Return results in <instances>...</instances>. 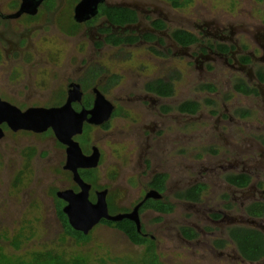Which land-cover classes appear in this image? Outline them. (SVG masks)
I'll return each instance as SVG.
<instances>
[{
    "label": "rangeland",
    "instance_id": "374dc122",
    "mask_svg": "<svg viewBox=\"0 0 264 264\" xmlns=\"http://www.w3.org/2000/svg\"><path fill=\"white\" fill-rule=\"evenodd\" d=\"M52 1L47 0L44 6ZM127 1L150 9L157 3ZM167 8L177 28H191L195 23L202 26L207 21L216 34L219 25L231 24L236 27L240 46L253 49L258 58L264 57L261 0H192L181 10ZM88 46L86 39H68L50 32L39 44L46 64L26 69L20 84L1 82L0 96L23 111L55 107L64 100L62 92L68 85L82 76L80 72L88 60L102 66L106 75L96 84L105 86L109 77L119 78L105 96L114 106L113 113L118 110L120 114L106 122L108 129L90 124L93 129H86L76 138L85 154H94V148L100 153L98 166L89 169L99 187L92 192L108 189L109 201L117 211L133 210L152 178L168 174L165 195L175 205L174 213L161 221H157L160 215L152 211L141 215V226L153 236L162 264H259L242 259L229 239L228 229L233 223L253 227L263 224L247 217L245 204L253 198H264V92L259 97H248L237 93L234 84L242 80L255 85L253 74L264 65L256 63L255 70L248 66L243 71L213 61L196 66L195 59L187 55L191 51L181 50L156 62L145 45L94 55L88 52ZM193 54L197 56L196 49ZM156 79L172 82L174 96L158 103L145 90L147 82ZM205 84L215 86L217 91L202 90ZM187 101L200 103L199 113L181 114L178 107ZM165 107L171 110L168 114ZM237 111L249 114L243 117ZM32 151L34 154L29 156ZM66 151L53 132L4 131L0 139V248L16 257L50 250L64 255L70 264L77 260L81 264H141L146 247L134 245L124 233L106 224H97L87 242H78L64 233L52 193L78 187L73 174L64 169ZM232 172L251 174L252 189L230 188L225 176ZM198 184L207 186L200 202L189 203L177 197ZM245 194L255 197L246 201ZM218 212L225 216L220 223L213 222L211 216ZM182 227L194 228L199 237L185 241ZM20 235L21 247L15 249L11 241ZM224 239L225 248H217L216 241Z\"/></svg>",
    "mask_w": 264,
    "mask_h": 264
},
{
    "label": "flooded vegetation",
    "instance_id": "af4514ba",
    "mask_svg": "<svg viewBox=\"0 0 264 264\" xmlns=\"http://www.w3.org/2000/svg\"><path fill=\"white\" fill-rule=\"evenodd\" d=\"M0 1H1L0 3V83L2 82L3 84H10L12 82L15 84H20L21 81L23 82V79L26 74V69H31L35 67L34 65H39L41 63L43 65L46 64L43 61V55L39 49L40 48L39 44L50 32L60 33L65 38L68 39H72L74 37L86 39L89 43L88 52L90 54L93 52L92 53L93 55L96 53L97 54L102 53L108 49L123 51L135 46L145 45L151 51V57L156 62L162 60L161 59L162 57L168 56L170 54H173L175 51L181 50L184 51V53H189V51H191V53L187 55L195 59L194 63L196 66L197 65L202 66L205 65L207 61H213L216 64L218 63L220 64L222 62L225 63L226 65H231L233 69L243 71L248 66H253L254 68L253 70H255L256 63H259L260 65H264V57L258 58L255 54L256 52L253 49H250L246 46L245 47L240 46V39L236 40L235 37L236 27L231 26V24H228L226 26L223 24L219 25L220 27L218 26L219 28H216L215 30L216 34H213L211 32L210 24L207 21H204L202 26L195 23L194 26H191V28H185V27L177 28L174 19L170 17L171 10L167 8V6L172 8V10H181V9H175L171 5V3H169L166 0H154L162 6H166L163 9H160L157 3H155V7H152L150 9L146 7L144 8V5L140 6L137 5L136 3H132L131 1L129 2L127 0H105L103 3L99 4L97 14L95 16L90 17L89 19L87 18L90 15L92 9L88 13H86L85 11L83 13L79 9L80 17L82 18V20H77L76 18V7L82 0H53L48 6H44L47 0H0ZM33 1L36 2V5L32 4ZM261 1L264 2V0ZM67 8L69 10L67 13L68 15H66L68 19L66 20L64 11ZM121 10H130L134 12L135 20L133 19L130 22L125 21ZM40 12L42 15L41 17L39 16ZM227 27L230 29V32L228 31ZM180 30L194 35L197 38V41L194 44L188 46L179 44L175 40L174 34L176 33V31H180ZM134 39H136L134 42L132 41L129 42V40H134ZM112 41H114V43H112ZM193 49H196V53H198L197 56L193 54ZM240 49H244V50L240 51ZM240 52L243 53L244 55L242 54L241 57H238L237 54H239ZM83 61L84 60H82V62ZM85 66L87 67L82 68L80 72L82 76H80V78L78 77L76 81H72L68 85L67 90L62 92L63 93L62 95L65 97L64 100L62 101V104L49 108L62 107L67 102L70 92L76 90L75 85H78L80 87L79 92L82 93L81 102H75L73 104V108L77 112H81L83 109L90 110L85 107L84 100L92 98L94 103L96 99V93H95L96 89H98V91H100L105 96L106 93H104L101 90V88L107 85L110 77L107 79L105 86L103 85L99 86V84H96V82L98 81V83H100L101 82L100 79H103V77L106 74H103L100 77H98L96 82L93 83L94 75H95L93 71H96L95 70L96 68H98L99 70L104 68L102 66H99L98 64H94V62L91 63V60H88ZM1 70H4V72H2ZM104 70L106 71V69ZM158 80H163V79H156L153 81H149L147 82V84ZM252 80L253 81L255 80L254 81L255 85L252 84L250 85L245 81L238 80L234 84L235 91L237 93H240L237 91L236 85L240 81H242L250 88H252L254 92L251 94H243V93L240 94L248 97L249 96L259 97L263 95L264 69L263 68L256 69L253 74ZM147 84L145 86L146 91H147L146 89ZM90 85L91 87L87 88ZM148 93L155 96L157 98L156 100L158 101V103H161V101L171 98V97H160L151 92ZM0 100L8 102L11 105H13V103L4 99L3 96H0ZM170 111L171 110H168V108L166 107L164 108L165 113L168 114ZM242 112L248 113L247 111H237V114H242ZM107 124L109 123H104L102 125H96V126H100L101 128L108 129L105 128ZM2 125L3 127H1V129L3 130V132L9 129L7 124L3 123ZM91 125L85 123L83 127L84 128L83 133L80 135H83L86 129H88V131H91V129H93L92 128L93 126ZM90 126L91 128H87ZM50 131L52 130L50 129ZM48 133L49 131H47V134ZM78 136L79 135L75 137V140ZM60 146L66 147L67 149V146L63 145L62 143H60ZM213 153H217V151H213ZM32 154L33 151L30 153L29 156H32ZM85 155L90 156V154H85ZM67 158H68V153H67ZM158 175L167 176L166 189L163 193H160L159 191L151 187L154 178L157 177ZM230 175H235V176L247 175L250 177V183L248 184V186L245 187H237L227 181V177ZM225 180L228 186L230 188H234L236 191H245L247 189L249 190L252 189L253 178L251 174H249L248 172L228 173L225 176ZM168 183H169L168 174L159 173L152 178V180L148 184V190H146L145 196L141 198L142 200L138 204H136V206H138L139 204L143 203L139 208L140 220H141V215L143 213L141 212V209L148 200L153 199L156 201H163L165 203L172 204L167 200L168 198L165 195L168 189ZM91 186L92 188L90 191V197L91 194L93 193L92 191L96 190V188H93V185ZM188 189L182 192H185ZM73 190L75 192H79L80 188L78 189V191H76L74 188ZM106 190L108 191V195H107V202H108V198H110L111 196L109 195L110 194L109 190L108 189ZM97 192L98 191L94 192L96 199H97V195H96ZM154 192H157L160 195V197L147 198V200L144 201L145 200L144 198H146L148 194L151 193L155 194ZM250 197L253 198L255 196L250 195ZM250 197L248 194H245L246 201L250 200ZM189 203H195V202H189ZM108 208H109V203H108ZM245 208H246V215L248 218H251L257 222L262 221L261 223L263 224L258 225L257 227H253L241 223H233V226L229 227V229L233 227H242V226L249 227L257 231H260L264 236V210L262 213L259 214L260 212L259 210L262 211V208L264 209V198L251 199L250 203L245 204ZM250 209L252 211V214L250 213ZM134 210L135 209L133 210L121 209L120 211H118V214H130ZM145 211H150V212L152 211L153 213L159 214L160 217L157 218V221H161L162 217L174 213V212L161 213L154 209H146ZM256 212H258V215L255 214ZM211 216L213 222H218V223H220L219 221L221 219L224 220L225 218V216H223V214L219 212L213 213L211 214ZM142 228L146 232V234L143 235L146 237L150 236L153 239V236H151L146 231V228L143 225L141 226V229ZM187 228L196 231L192 227H182L180 231L183 239L185 241L196 240L200 235L198 231H196L198 233V237L195 239L189 240L184 237L182 231L183 229H187ZM228 236L230 241L235 244L238 250V254H240L242 259L245 260V258L242 256L241 252L239 251L236 243L231 239L230 235ZM217 241L226 242L225 239L217 240ZM217 248L224 249L225 247L220 248L217 246ZM261 262H264V258H262L260 261L255 263L260 264ZM250 263H254V262H250Z\"/></svg>",
    "mask_w": 264,
    "mask_h": 264
},
{
    "label": "trees",
    "instance_id": "16d2710c",
    "mask_svg": "<svg viewBox=\"0 0 264 264\" xmlns=\"http://www.w3.org/2000/svg\"><path fill=\"white\" fill-rule=\"evenodd\" d=\"M175 9H183L186 6L190 4L192 0H166ZM123 14V18L125 21L130 22L135 18L134 12L130 10H121ZM106 12V11H105ZM121 13V12H120ZM135 20V19H134ZM175 40L184 46H188L191 44H194L197 41V38L185 31H176L174 34ZM134 40H129L134 42ZM114 43V41H112ZM117 44V43H116ZM94 72V82L103 74H106V71L104 69L99 70L98 68L95 69ZM119 81V78L117 76H111L108 80V83L105 87L101 88V90L104 93H107V91L114 87ZM148 92L154 93L160 97H172L175 94L174 84L170 81L165 80H158L151 82L147 84L146 87ZM202 90L214 92L216 91V88L213 85H203L201 87ZM236 89L238 92L243 94H251L254 92L252 88H250L248 85H246L244 82L240 81L236 85ZM62 104V103H61ZM93 99H86L84 100V105L86 108L91 109L93 108ZM168 110H170L168 108ZM201 110V104L195 101H187L183 104H181L178 107V111L184 114H190V115H196ZM120 114V112L117 110L113 113V117H116ZM243 117L248 116V113L244 112L241 114ZM105 128H109V124L105 126ZM50 134H52L51 131H49ZM34 154V153H33ZM32 154V155H33ZM80 175L86 181L87 183L93 185V188H99L97 186V177L94 176V173L91 170H80ZM20 181V176L18 178ZM227 181L231 184L237 186V187H245L248 186L250 183V177L247 175H241V176H235L230 175L227 177ZM166 182H167V176L166 175H158L154 178L151 187L160 193H163L166 189ZM207 186L204 184H198L190 189H188L185 192H180L177 194V197L180 200L189 201V202H200L202 198V194L206 191ZM76 191H78V187H74ZM57 191L55 190L52 195L54 198L55 208H56V214L57 217L62 224V227L64 229V233L66 236L73 237L78 242H87L91 234L85 235L82 232L76 231L72 228V226L69 223L68 216L64 212V207L66 206L65 200H62L57 197ZM91 201L96 202V196L94 192L91 194L90 197ZM109 213L111 215H117L118 211L113 207L112 202L109 201ZM146 209H154L161 213H172L175 210V206L170 203H165L163 201H156L153 199L148 200L142 207L141 212L145 211ZM259 210V214L263 212ZM120 211V210H119ZM250 213L252 214V211L250 209ZM254 214V213H253ZM255 214L258 215V212ZM102 224H106L112 228L118 229L122 233H124L128 239L134 244L138 246H144L147 249L146 257L143 259V262L141 264H162L158 254L156 253V244L155 241L150 237H146L143 234H146L145 230L142 228L141 232L138 231L137 224L130 220V219H124L119 222H111L108 220H102ZM1 232V229H0ZM184 237L192 240L198 237V233L194 231L193 229L187 228L183 229ZM229 235L231 239L236 243L239 251L241 252L242 256L247 260L248 262H258L262 258H264V236L260 231H257L255 229L249 228V227H233L229 229ZM2 237H4L2 235ZM6 239V238H5ZM21 241L22 236H16L12 241L11 244L13 248L20 249L21 247ZM216 246L220 248L225 247V242H216ZM0 264H70L68 263L64 255L58 254L54 251H46V252H34L31 253L28 256H20L16 257L14 255H9L0 248ZM72 264H81L79 260L75 261Z\"/></svg>",
    "mask_w": 264,
    "mask_h": 264
},
{
    "label": "water",
    "instance_id": "95a60500",
    "mask_svg": "<svg viewBox=\"0 0 264 264\" xmlns=\"http://www.w3.org/2000/svg\"><path fill=\"white\" fill-rule=\"evenodd\" d=\"M85 1L86 0H82L76 7L77 20H82L79 9L84 5ZM104 1L105 0L94 1L92 12L87 19L97 14L99 4L103 3ZM75 89V91L70 92L67 102L62 107L57 108H31L27 111H22L18 107L0 100V139L4 136V132L1 129V125L3 123L7 124L9 129L13 130L14 132L28 130L35 133H43L51 129L56 139L63 145L67 146L68 158L64 169L70 171L73 174V180L80 188L79 192L69 189L57 193L58 198L65 200L67 203L64 207V212L68 216L69 223L72 228L76 231L84 233L85 235H89L92 229L102 220L119 222L124 219H130L137 224L138 231L141 232L139 208L143 203L136 206L135 210L130 214L111 215L109 213L107 202V190L97 193V202H93L90 199V191L92 186L83 180L79 171L81 169L96 168L100 161V153L99 150L95 148L94 154L90 156L85 155L80 144L75 140V137L83 133V127L85 123L92 125H102L106 123L113 115L114 106L100 91H98V89H96V99L94 101L93 108L90 110L83 109L81 112H77L73 108V104L75 102H81L82 93L79 92L80 87L78 85H75ZM99 104L102 106L100 107ZM98 106L100 108L99 115L103 118L100 121H94L93 112L98 109ZM74 123L75 126L73 127ZM60 134L66 137L67 142H65V140L60 137ZM71 149L76 152L78 156H80L78 157V160L80 161L90 160L93 158V156L95 159H92L88 165H80V162L76 160V165L70 167L69 156ZM154 193L155 194H148L147 197L144 198V201H146L147 198L160 197L157 192ZM66 195L72 196V199H68L65 197ZM90 210L95 214L91 215L89 213ZM72 217H74V219H76L80 225L77 226L74 223Z\"/></svg>",
    "mask_w": 264,
    "mask_h": 264
},
{
    "label": "bare ground",
    "instance_id": "6f19581e",
    "mask_svg": "<svg viewBox=\"0 0 264 264\" xmlns=\"http://www.w3.org/2000/svg\"><path fill=\"white\" fill-rule=\"evenodd\" d=\"M94 1L95 0H86L85 1V3H84V5L82 6V7H80V11L81 12H83L84 13V11L86 12V13H88L91 9H92V7H93V4H94ZM32 4H34V5H36V2L35 1H33L32 2ZM27 7V6H26ZM28 10V9H27ZM91 12H92V10H91ZM90 12V13H91ZM87 16H88V14H87ZM100 105V104H99ZM102 105H100V107H101ZM99 113H100V108H99V106H98V109H96L94 112H93V114H94V118H93V120L94 121H100L103 117L102 116H100L99 115ZM75 126V123L73 124V127ZM72 127V128H73ZM60 137L63 139V140H65V142H67V139H66V137H64L63 135H61L60 134ZM78 157H80V156H78L77 154H76V152H74L72 149L70 150V156H69V159H70V167H73V165H76L75 163H76V160H78ZM92 159H95V157L93 156V158ZM92 159H90V160H82V161H80V160H78L80 163V165H88V163L89 162H91L92 161ZM65 197H67L68 199H72V196H65ZM73 211V210H72ZM72 211H71V213H72ZM89 213L91 214V215H94L95 213L93 212V211H89ZM73 218V221H74V223L78 226V225H80V223L76 220V219H74V217H72Z\"/></svg>",
    "mask_w": 264,
    "mask_h": 264
}]
</instances>
